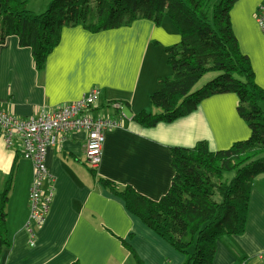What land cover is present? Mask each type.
<instances>
[{
    "label": "crops",
    "instance_id": "0c3cea01",
    "mask_svg": "<svg viewBox=\"0 0 264 264\" xmlns=\"http://www.w3.org/2000/svg\"><path fill=\"white\" fill-rule=\"evenodd\" d=\"M26 1L30 11L44 10ZM263 2L238 0L231 10L237 42L262 89L264 34L256 12ZM61 36L42 72H37L31 50L19 47L17 38L9 37L0 47V108L27 119L41 111H56L97 89L94 116L115 117L110 104L118 102L127 120L123 128L105 132L101 163L95 169L86 160L83 131L65 135L48 149L50 179L44 187L54 191V198L39 227L30 222L29 213L33 164L22 158L19 143L6 147L0 129V193L16 166L6 213L12 245L3 250L0 264H137L127 247L140 264H183V255L129 213L90 171L158 201L175 175L171 148L192 149L204 142L212 153L249 139L251 130L237 111L238 97L213 96L177 121L141 126L133 117L154 111L151 94L161 89V78L172 76L164 50L181 37L171 20L164 18L157 26L139 19L99 33L81 26L64 28ZM249 204L245 233L218 242L213 264H264V174L254 178Z\"/></svg>",
    "mask_w": 264,
    "mask_h": 264
},
{
    "label": "trees",
    "instance_id": "16d2710c",
    "mask_svg": "<svg viewBox=\"0 0 264 264\" xmlns=\"http://www.w3.org/2000/svg\"><path fill=\"white\" fill-rule=\"evenodd\" d=\"M237 1L50 0L48 9L36 14L26 0H0V47L9 37L17 38L19 47L31 50L37 72L45 69L64 28L81 26L99 33L139 19L157 26L164 18L170 19L181 37L164 50L172 76L161 78V89L151 94L154 111L133 117L141 126L177 121L213 96L235 93L238 97L237 111L251 130L249 139L212 153L204 142L192 149L171 148L175 175L169 191L158 201L90 171L123 201L129 213L182 254L183 264H213L218 242L245 233L254 178L264 174V111L260 106L264 89L257 85L251 62L242 54L232 29L231 10ZM209 73L217 77L195 91ZM15 167L0 193V257L12 245L6 213ZM127 249L140 264L133 250Z\"/></svg>",
    "mask_w": 264,
    "mask_h": 264
},
{
    "label": "built area",
    "instance_id": "2783aa9c",
    "mask_svg": "<svg viewBox=\"0 0 264 264\" xmlns=\"http://www.w3.org/2000/svg\"><path fill=\"white\" fill-rule=\"evenodd\" d=\"M258 28L264 34V2L256 12ZM100 91L91 90L79 100L64 105L56 111H41L27 119L19 118L0 108V129L7 148L19 143L21 156L34 167V179L30 187V222L39 227L45 223L54 198V191L44 186L50 179L47 168V152L70 133L83 131L87 135L85 155L91 168L101 163L105 132L123 128L127 117L123 105L115 102L110 109L117 114L113 118H96L93 114Z\"/></svg>",
    "mask_w": 264,
    "mask_h": 264
},
{
    "label": "rangeland",
    "instance_id": "374dc122",
    "mask_svg": "<svg viewBox=\"0 0 264 264\" xmlns=\"http://www.w3.org/2000/svg\"><path fill=\"white\" fill-rule=\"evenodd\" d=\"M30 3L32 5V7L44 9V10L41 11V13H36V14H42L44 11H46L48 9L49 4H50V0H31ZM28 8H29V6H28ZM38 10H36V11H38ZM216 77H217V74L216 73H209V75L207 74L202 80H200V82L198 83V85L195 87V91H197L198 89L204 87L208 82L212 81V79H215ZM262 104L263 103H261V105H260L261 108H262ZM263 108H264V105H263ZM231 177H232V175L229 176V178H231Z\"/></svg>",
    "mask_w": 264,
    "mask_h": 264
}]
</instances>
